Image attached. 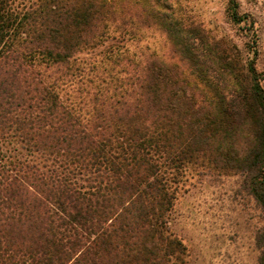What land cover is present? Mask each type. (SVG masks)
I'll return each mask as SVG.
<instances>
[{
	"label": "trees",
	"instance_id": "16d2710c",
	"mask_svg": "<svg viewBox=\"0 0 264 264\" xmlns=\"http://www.w3.org/2000/svg\"><path fill=\"white\" fill-rule=\"evenodd\" d=\"M125 1L140 3L0 0V264L181 259L186 247L165 227L173 197L162 171L201 159L245 174L264 209L262 80L219 45L207 70L174 17L161 21L187 68L118 54L119 79L89 101L64 100L80 55L131 23Z\"/></svg>",
	"mask_w": 264,
	"mask_h": 264
},
{
	"label": "rangeland",
	"instance_id": "374dc122",
	"mask_svg": "<svg viewBox=\"0 0 264 264\" xmlns=\"http://www.w3.org/2000/svg\"><path fill=\"white\" fill-rule=\"evenodd\" d=\"M231 1L243 17L240 23L231 19ZM139 2L138 5L122 2L123 21L131 23L123 28L120 24L122 32L111 26L98 48L80 55L70 73L74 77L62 78L74 82L72 90L62 92L64 100L89 101L100 89H107L111 80L119 79L111 65L118 54L135 59L141 66L150 61L157 68L162 65L187 68L184 59L187 55L180 46H175L162 24L164 14L174 17L186 31L195 44L194 53L207 61V70L212 67L210 49L219 45L220 52L226 51L240 60L245 73L254 65L264 88V0ZM150 5L155 9L153 12L148 9ZM200 35L206 44L195 40ZM216 70L210 80L220 76L218 67ZM62 71L68 72L64 67ZM162 172L173 197L165 227L168 234L186 247L183 257L173 259L171 264H264V209L251 193L245 174L216 167L202 159L185 163L178 171Z\"/></svg>",
	"mask_w": 264,
	"mask_h": 264
}]
</instances>
